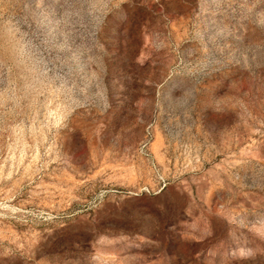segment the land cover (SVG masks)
<instances>
[{"label": "rangeland", "instance_id": "obj_1", "mask_svg": "<svg viewBox=\"0 0 264 264\" xmlns=\"http://www.w3.org/2000/svg\"><path fill=\"white\" fill-rule=\"evenodd\" d=\"M0 264H264V0H0Z\"/></svg>", "mask_w": 264, "mask_h": 264}]
</instances>
